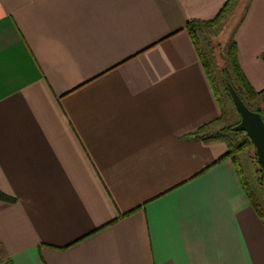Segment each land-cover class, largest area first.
I'll return each instance as SVG.
<instances>
[{
	"label": "crops",
	"instance_id": "crops-1",
	"mask_svg": "<svg viewBox=\"0 0 264 264\" xmlns=\"http://www.w3.org/2000/svg\"><path fill=\"white\" fill-rule=\"evenodd\" d=\"M227 1L0 0V260L264 264V217L201 130L221 112L186 28ZM233 4L260 91L264 0Z\"/></svg>",
	"mask_w": 264,
	"mask_h": 264
},
{
	"label": "rangeland",
	"instance_id": "rangeland-1",
	"mask_svg": "<svg viewBox=\"0 0 264 264\" xmlns=\"http://www.w3.org/2000/svg\"><path fill=\"white\" fill-rule=\"evenodd\" d=\"M239 15L227 17V19L222 20L218 25L210 29H204V32L199 34L200 44L202 46L203 51L208 57L210 64L215 73V80L217 86L219 87V94H221L224 106H226L228 110V117L226 118V122L216 125L212 128L207 129L208 133L211 135H220L229 139L230 141H234L237 145L238 143L246 141V134L244 132L235 133L232 130V126H234L239 121V115L235 110L233 103L230 99V96L226 90L225 79L230 76L232 80H234V76L229 68V64L226 59V48L231 39V34L233 26L236 20L239 18ZM247 105H249L252 109H258L264 118V100L262 99H254L249 100L246 99ZM207 133V134H208ZM245 146L240 150L242 157H244L248 168L254 174V185L257 191L258 201L262 212L264 213V183L261 181V172L259 165L256 162L254 146L249 141L246 142ZM264 217V215H263ZM264 219V218H263Z\"/></svg>",
	"mask_w": 264,
	"mask_h": 264
},
{
	"label": "trees",
	"instance_id": "trees-1",
	"mask_svg": "<svg viewBox=\"0 0 264 264\" xmlns=\"http://www.w3.org/2000/svg\"><path fill=\"white\" fill-rule=\"evenodd\" d=\"M233 3H235V0H228L226 2V4L224 5V7L222 8V10L220 11V14L218 16H216L215 19L211 22H207V23L190 22L186 26L188 32L191 35L193 44L196 46V49L199 52L200 59L202 61V65H203L204 70H205L207 77L209 79L208 81H210V83H211V85L215 91L214 94L216 95V99L219 103L220 112H221L220 117L218 119H216L215 121L204 126L201 130H207V129L212 128L216 125L225 123L227 120L226 118L228 117V113H227L228 110H227L226 106H224L225 104H224V101H223L221 94H219L220 91H219V87L217 86V83L215 80L216 79L215 73L213 71V68L210 64L208 57L206 56L205 52L202 49V46L200 44V39L198 36H199V34L204 32V29L213 28L216 25H218L222 20L227 19V17H229V14L232 11V7L234 5ZM235 54H236V45L233 42V39L231 37L230 42L228 43L227 48H226V59H227V63L229 64V68H230L235 79L232 80V78L230 76L226 77V79L224 80L225 84H226V90L228 92L226 82L230 81L231 85L236 90V93H238V95L243 100L245 105L249 109L254 110V111H258L261 114V112L258 109H252L249 105H247L246 99H249V100L262 99V100H264V89H262L260 91H256L249 85L248 81L245 80L246 78H245L244 74L242 73V70L238 64L237 55H235ZM262 58L264 59V54L262 55ZM228 94H229V92H228ZM263 120H264V118H263ZM234 132L240 133L243 131H234ZM211 138L224 140L226 142L225 144H227V147H228L227 155H228V157H230L232 159V161L236 167L235 169L237 170V172L240 176V180H241L240 182L242 183L243 187L246 189L248 196H249L252 204L254 205L256 211H258V213L261 216H263L264 213L262 212V209H261L258 201L256 200L255 196L253 194H251L252 192L250 191V189L247 186L246 180L243 176V171L241 169L242 167H241L239 156H238L240 150L245 146V144H247L246 142L249 141L251 143L250 139L246 135V137H245L246 141L244 140V142L238 143L236 145L234 143V141H230L229 139L225 138L224 136L216 135V136L211 137ZM254 153H255V151H254ZM255 158H256V156H255ZM256 162H257V160H256ZM259 168H260V166H259ZM260 172H261V168H260ZM261 179H262V174H261ZM0 196L3 199H7V197L2 195V193H0Z\"/></svg>",
	"mask_w": 264,
	"mask_h": 264
},
{
	"label": "water",
	"instance_id": "water-1",
	"mask_svg": "<svg viewBox=\"0 0 264 264\" xmlns=\"http://www.w3.org/2000/svg\"><path fill=\"white\" fill-rule=\"evenodd\" d=\"M227 88L235 110L239 115V121L232 126L233 131H243L254 146L257 163L261 168L262 181L264 183V120L258 111L249 109L240 98L236 90L227 81Z\"/></svg>",
	"mask_w": 264,
	"mask_h": 264
},
{
	"label": "built area",
	"instance_id": "built-area-1",
	"mask_svg": "<svg viewBox=\"0 0 264 264\" xmlns=\"http://www.w3.org/2000/svg\"><path fill=\"white\" fill-rule=\"evenodd\" d=\"M0 264H6L4 261L0 260Z\"/></svg>",
	"mask_w": 264,
	"mask_h": 264
}]
</instances>
